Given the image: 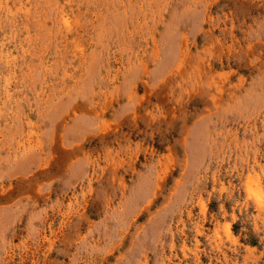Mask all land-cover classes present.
<instances>
[{
  "label": "rangeland",
  "instance_id": "rangeland-1",
  "mask_svg": "<svg viewBox=\"0 0 264 264\" xmlns=\"http://www.w3.org/2000/svg\"><path fill=\"white\" fill-rule=\"evenodd\" d=\"M0 264H264V0H0Z\"/></svg>",
  "mask_w": 264,
  "mask_h": 264
}]
</instances>
